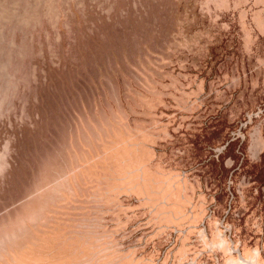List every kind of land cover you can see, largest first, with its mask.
I'll return each instance as SVG.
<instances>
[{
	"label": "rangeland",
	"instance_id": "374dc122",
	"mask_svg": "<svg viewBox=\"0 0 264 264\" xmlns=\"http://www.w3.org/2000/svg\"><path fill=\"white\" fill-rule=\"evenodd\" d=\"M0 264H264V0H0Z\"/></svg>",
	"mask_w": 264,
	"mask_h": 264
}]
</instances>
